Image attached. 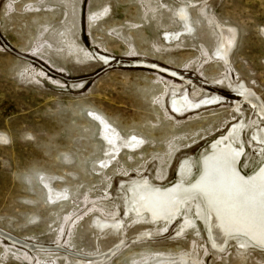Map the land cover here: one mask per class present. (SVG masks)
Instances as JSON below:
<instances>
[{
  "label": "rangeland",
  "instance_id": "374dc122",
  "mask_svg": "<svg viewBox=\"0 0 264 264\" xmlns=\"http://www.w3.org/2000/svg\"><path fill=\"white\" fill-rule=\"evenodd\" d=\"M243 85L264 105V0H0V264H264L211 247L192 200L166 226L125 207L129 182L169 187L232 126L242 172L262 166ZM96 115L140 147L108 153Z\"/></svg>",
  "mask_w": 264,
  "mask_h": 264
},
{
  "label": "bare ground",
  "instance_id": "6f19581e",
  "mask_svg": "<svg viewBox=\"0 0 264 264\" xmlns=\"http://www.w3.org/2000/svg\"><path fill=\"white\" fill-rule=\"evenodd\" d=\"M181 18L186 22L185 16ZM185 30L182 29L178 35H183L181 33ZM234 33L231 29H222L219 55L224 57L230 50L235 40ZM166 37H169V33H166ZM137 66L163 70L147 62L138 63ZM171 74L176 75L174 72ZM237 92L243 101L257 111V115H264L261 100L253 96L246 86L238 87ZM180 107V100H175L173 109L178 111ZM95 119L101 123L106 143L114 146L108 149V153L113 150L115 156L121 145L132 149L140 147L139 137L128 135L121 139L119 132L100 115H96ZM251 137L264 146V126L253 129ZM244 153L245 143L238 128L232 126L225 136L211 142L195 161L184 158L178 168L177 180L169 187H154L144 181L129 182L126 185V211L133 213L136 221L160 222L166 226L176 221L181 216L184 204L192 200L195 216L215 250H222L231 242L241 247L264 250V152L261 154L262 166L251 175H245L240 169ZM110 157L107 156L106 162L110 161ZM195 165L197 172L193 173ZM188 224L189 218L184 226ZM195 262L185 255H178L173 258L160 256L152 264Z\"/></svg>",
  "mask_w": 264,
  "mask_h": 264
}]
</instances>
